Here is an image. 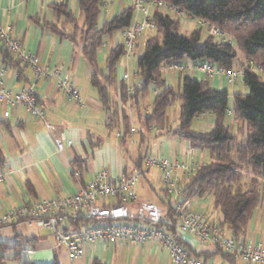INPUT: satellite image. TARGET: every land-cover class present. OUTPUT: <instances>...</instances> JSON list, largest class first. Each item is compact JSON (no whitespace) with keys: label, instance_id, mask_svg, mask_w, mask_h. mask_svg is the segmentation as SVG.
<instances>
[{"label":"crops","instance_id":"crops-1","mask_svg":"<svg viewBox=\"0 0 264 264\" xmlns=\"http://www.w3.org/2000/svg\"><path fill=\"white\" fill-rule=\"evenodd\" d=\"M60 1H66L74 16L82 23L84 16L79 8L78 0H0V22L13 28L25 47L38 54L44 67L52 69L63 65L61 74L70 76L79 89L82 100V104H79L67 98L55 85L56 77H44L35 85L45 120L32 117L23 105L7 106L0 100V121L3 122L0 128V148L4 154V161L0 162V216L9 209L36 199L71 195L101 169H107L111 176L127 175L137 166L136 159L140 162L146 153L172 156L185 161L192 159L197 162L198 159L203 161L205 151L192 147L187 140L180 144L171 139H163L159 147L150 146L149 140L153 132L162 135L155 125L150 132L146 133L144 141H141V119L152 112V102L158 90L153 88L145 95L139 94L137 102L133 104L128 102L124 106L122 103L120 84L123 81L128 85V90L141 85L136 59L143 53L145 37L139 40L135 59L127 60L123 56L117 66L112 98L119 113L113 123L109 120L97 90L91 85L92 67L83 54L82 44L75 43L71 39L69 35L73 32L72 25L63 23V17H57L50 7L51 3ZM106 1L110 3H106L105 8L102 9L100 25L132 6L130 0ZM46 22H57L60 27H64V33H57L43 27ZM119 32L121 34V31ZM105 43L98 50V61L101 67L105 66L106 57L114 46ZM238 59L235 67L244 61L245 57L239 55ZM133 60H136L135 63ZM179 63L183 65V69L176 67L178 63H169L162 67L168 86L175 88L178 85L180 90L182 77L188 75L198 80L208 79L212 88L227 89L230 95L237 91H247L244 84L232 85L219 76L209 77L197 69L192 60L184 59ZM1 69H4L2 74L0 72L2 78L14 92L24 90L34 80L30 66H24V75L21 76L17 68L2 62L0 55ZM179 104L177 101L167 109L168 122L171 125H174L178 118ZM122 108H126L131 121V134L125 142H122L124 135ZM7 109L10 111L8 117L4 115ZM170 110L173 111L172 114ZM232 120L230 116L228 121ZM46 123L53 128L50 129ZM214 124L215 115L205 112L197 116L193 122V128L208 131ZM56 139L66 143L64 151L58 150ZM70 141L71 144L68 143ZM76 157L82 159L80 167L72 164ZM151 187L155 189L153 184ZM159 196L157 195L156 199L160 204ZM140 199L146 200L141 196ZM199 199L192 198L195 204H200L204 208L211 222L220 223L222 214L210 211L202 201L203 198ZM27 226L23 222L0 224V240L12 241L16 234L35 235L38 238L35 251L28 256L27 260L36 263H49L53 261L57 253L60 264H92L94 259H99L106 264H175L170 251L157 240H148L145 243L118 241L113 244L99 241L88 246L82 257L71 261L67 248L57 246L49 239V236L54 237L49 228ZM227 234L232 235L231 230ZM179 236L196 253L202 251L214 253L216 250L212 244L200 243L195 235L180 233ZM242 236L264 243V209L262 207L255 209L247 231ZM200 258L205 264H245L236 256L232 263L221 253L213 254L209 258L204 256Z\"/></svg>","mask_w":264,"mask_h":264},{"label":"trees","instance_id":"trees-1","mask_svg":"<svg viewBox=\"0 0 264 264\" xmlns=\"http://www.w3.org/2000/svg\"><path fill=\"white\" fill-rule=\"evenodd\" d=\"M187 11L193 17L220 27L235 36V43L219 42L213 36H202V27L188 35L180 34L181 19L171 14L153 10V20L159 35L150 34L144 44V50L137 59V71L141 85L128 90L123 81L120 84L122 103L137 102L139 94H147L153 88L159 92L152 102V112L141 119L140 139L143 142L147 132L156 126L161 134H174L187 140L194 148L207 150L209 162L198 163L194 171L186 178L183 188L184 198L212 197L213 206L220 210L222 226L229 225L234 238H239L247 231L254 211L264 200V80L260 72L246 69L244 85L246 92L237 91L230 95L227 89H215L208 79L198 80L188 75L182 77L180 90L166 84L162 67L169 63H179L184 59L192 61L209 60L219 67H235L241 53L245 60H253L264 67V0H165ZM84 16L82 23L74 16L66 1L53 2L51 9L57 17H63V23L72 25L71 39L82 44V51L92 67L91 85L97 90L103 102L109 120L113 123L118 118V108L112 98V89L116 83L117 66L123 57L124 45H114L101 67L98 50L106 38L112 39L116 32L128 27L133 18L134 7L129 6L105 20L101 25L99 19L105 0H78ZM45 28L57 33H64V27L57 22L44 24ZM1 61L15 67L23 76V64L9 52L0 41ZM179 102L176 123L168 122L167 109ZM38 102L40 98L38 97ZM215 115V124L208 131L193 128V122L202 113ZM230 112L237 120L238 127H233ZM124 135L122 142L131 134L130 115L122 108ZM3 122L0 121V128ZM4 154L0 148V162ZM81 158H75L73 165L80 167ZM137 166L140 165L136 159ZM250 170L251 177L245 182L244 171ZM160 204L166 210V216L176 223L171 197L165 188H160ZM92 221L80 219L72 222L74 232L91 224ZM174 238L180 241L196 256L209 258L221 253L234 263L235 255L226 253L217 247L214 253L194 249L180 236L174 226H167ZM65 230H70L65 228ZM35 235L16 234L12 241L0 240V264L18 259L25 243L36 246ZM24 264H60L56 253L49 263H36L27 260ZM92 264H106L94 259Z\"/></svg>","mask_w":264,"mask_h":264},{"label":"built area","instance_id":"built-area-1","mask_svg":"<svg viewBox=\"0 0 264 264\" xmlns=\"http://www.w3.org/2000/svg\"><path fill=\"white\" fill-rule=\"evenodd\" d=\"M134 7L131 24L121 30L124 45L123 56L127 60L136 57L138 43L145 34L156 28L153 20V10L158 9L163 14L173 16L185 15L187 11L165 0H130ZM106 1L104 3V8ZM188 14V13H187ZM207 25L209 34L219 42H232V36L225 30L213 24ZM0 41L17 60L31 67L34 80L22 91L14 92L2 78L0 72V100L7 106L23 105L32 117L45 120L43 108L38 102L36 82L44 77H56L55 85L63 94L82 104L79 89L74 85L68 74L62 75L63 65L52 69L44 67L41 58L23 44L10 26L0 22ZM106 43H104L105 45ZM195 66L209 77L219 76L227 83L244 84L246 69L263 72L264 67L253 60H247L242 66L223 68L209 60L194 61ZM178 69L183 65L178 63ZM130 91L133 90L131 87ZM9 109L4 112L8 117ZM230 116L232 113L230 112ZM232 122L237 120L232 116ZM51 129L52 125L46 123ZM133 131V130H132ZM59 151H64L66 143L55 140ZM71 144V141L68 142ZM198 162L195 160H178L172 156L144 154L140 165L135 166L127 175L111 176L107 169H101L75 193L55 198H40L26 202L7 210L0 216V224L10 225L23 222L30 227L49 228L54 235L57 246L68 250L69 258L74 261L85 254L86 248L99 241L116 243H145L157 240L170 251L175 264H205L180 241H178L167 226H174L177 235L188 233L197 236L202 244H212L226 253H233L246 264H264V243L246 239L244 236L234 238L228 235L219 222L210 221L204 208L195 204L192 198L183 197V188L187 176L194 171ZM153 167L158 168L160 187L165 188L171 197L176 223L167 217L164 206L152 200H141L137 185L139 180ZM80 219L92 221L91 224L74 232L72 222ZM68 228L70 230H65ZM35 246L25 243L19 257L9 264H24L29 255L34 253ZM224 264V263H221Z\"/></svg>","mask_w":264,"mask_h":264},{"label":"rangeland","instance_id":"rangeland-1","mask_svg":"<svg viewBox=\"0 0 264 264\" xmlns=\"http://www.w3.org/2000/svg\"><path fill=\"white\" fill-rule=\"evenodd\" d=\"M178 17H180V19H181V27L179 29L180 34L188 35L191 32H193L195 29L202 27V36L203 37H206L207 35L210 36L209 30L207 29V25L204 24V23H202V20L201 19H199L197 17H193V16H191V15H189L187 13L185 15H181V16H178ZM227 33L233 37L232 38V42L236 44L235 36L232 35L229 32H227ZM150 34L159 35V31L158 30H150V31H148L145 34V36H144L145 37V40H146L147 36L150 35ZM121 40H122V35L120 34V32H116L113 39L106 38L105 39V42H107L108 44L116 45ZM239 55L242 56L241 53H239ZM136 60H133L134 63H135ZM239 66H242V65L239 64L237 67H239ZM259 75L264 80V71L263 72H260ZM175 89H176V91L179 90L178 89V85L175 86ZM172 113H173V111L170 110V114H172ZM231 123H232V125H233L234 128L239 126V125H237L238 123L236 124V123H234L232 121H231ZM156 139H157V141H155ZM163 139L164 140L165 139H171V140H173L175 142H178L180 144L181 143L183 144L184 141H185L184 139H181V138H179L178 136H176L174 134H162V135H159L158 132H153L152 135L150 136V140H149L150 146H153L154 145L155 148H156V146L159 147L160 141H162ZM204 151L205 152H204V157H203V161L202 162H209L210 161L209 152L207 150H204ZM198 163H201V159H198ZM244 173L245 174H244V179L243 180L245 182H248L249 181V178L252 175L251 174V171L245 169ZM152 184L154 185L155 189H152V187H151ZM159 187H160V184H159V180H158V168L153 167L150 170V172H147L146 175L139 180L138 185H137V190H138L139 195L143 199L153 200V201L159 202L156 199V196L157 195L162 196V193L160 192V188L161 187L160 188ZM145 190H146V192H145ZM202 201L205 202V204L209 207L210 211H212L214 213L221 214L220 210L214 208L213 203H212L213 200H212V197L211 196H208V197L203 198ZM260 207H262L264 209V200L261 203ZM224 228L226 230V233H229V230H230L229 225H225ZM49 237H50L49 239L51 241H53L55 244H57L54 237H51V236H49Z\"/></svg>","mask_w":264,"mask_h":264}]
</instances>
